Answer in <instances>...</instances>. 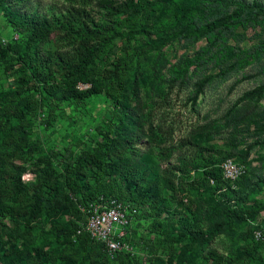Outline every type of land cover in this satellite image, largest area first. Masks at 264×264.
I'll use <instances>...</instances> for the list:
<instances>
[{
  "label": "trees",
  "instance_id": "obj_1",
  "mask_svg": "<svg viewBox=\"0 0 264 264\" xmlns=\"http://www.w3.org/2000/svg\"><path fill=\"white\" fill-rule=\"evenodd\" d=\"M65 1L63 12L47 17L0 0L13 32L0 38V264H188L190 258L193 264H264V239L255 236L264 237V216L258 219L264 195L253 197L264 190V178L244 193L251 186L246 157L212 154L184 136L178 139L183 153L171 161L181 124L172 112L173 87L193 85L195 100L216 78L263 58L264 2L122 0L95 10V0ZM147 38L156 46L203 40L173 65L168 91L142 48ZM46 42L52 48L43 49ZM201 67L211 71L193 80ZM93 97L111 106L93 134L67 135L60 146L33 135V124L50 126L61 105L77 107ZM246 97L264 98V81ZM143 98L147 111L138 108ZM143 139L148 150L141 156ZM227 158L243 166L234 186L217 164ZM26 172L31 181L22 179ZM198 196L208 199L205 208ZM112 200L135 210L124 235L115 236L133 252L113 257L83 228L94 204ZM140 217L154 241L138 234ZM221 233L232 242L225 256L206 249ZM144 246L146 256L139 252Z\"/></svg>",
  "mask_w": 264,
  "mask_h": 264
},
{
  "label": "rangeland",
  "instance_id": "obj_2",
  "mask_svg": "<svg viewBox=\"0 0 264 264\" xmlns=\"http://www.w3.org/2000/svg\"><path fill=\"white\" fill-rule=\"evenodd\" d=\"M119 1L122 0H95L93 6L95 10H100L101 5ZM261 1L264 2V0ZM23 2L24 4L21 5L19 1L15 3V0H10L12 5L23 7L22 11H36L47 17L54 13L63 12L68 6L65 0H23ZM98 16L102 17V14H98ZM12 33L11 27L1 13L0 38H10ZM155 37L156 35H153V38ZM130 40L133 42L134 38L131 37ZM151 41L147 38L142 48L144 51H148L147 54L150 57L149 59L148 56L146 58L155 66L156 80L163 82L165 90L168 91L170 90V82L173 79V65L185 52L199 48L203 44V40H199L195 44H188L183 40L162 41L158 46L151 44ZM123 42V38L116 40L118 53L122 52L120 48H122ZM52 46L51 42L41 45L43 49H50ZM204 71L209 73L211 69L206 70V68L201 67L194 74L193 80L204 74ZM10 79L11 77L5 76L2 78L3 81ZM263 81L264 57L230 73L225 78H216L205 86L195 100L192 98L193 85L179 87V89L174 86L171 92L173 99L172 112H176L177 119L181 120V124L180 128L174 133L175 144L171 161H177L183 153L179 150L178 139L188 136L205 144L212 154L215 150H222L223 153L235 151L237 156L246 157V160L249 161L247 166L250 171L249 181L251 186L247 185V188L245 187L243 191L247 194L258 187V184L264 178V98L251 100L246 97V94ZM79 86L80 88L88 87L87 84H79ZM109 106L106 100L99 97H93L85 104H80L77 107L70 104L61 105L57 108L56 118L50 126L46 127L45 124L36 121L33 124L32 133L34 136L45 139L48 144L56 143L60 146L61 139L67 135L73 137L93 134L94 127L104 120V116L111 107ZM134 107H137V103L134 104ZM149 107L148 100L144 98L138 106L143 111H147ZM169 116L172 118L171 114ZM160 117L161 112L158 111L155 116V124L160 122ZM147 150L148 147L143 139L140 149L141 156ZM220 163L221 161L217 164ZM191 174L195 175V172L191 171ZM22 179L31 181L33 174L26 172L23 174ZM263 193V189L260 192H254L253 197L261 198L264 195ZM197 200L198 206L206 207V201H208L206 197L198 196ZM263 216L264 210L259 214L258 219ZM141 219V217L137 219L138 234L148 235L154 241V234L148 233V222ZM231 244L228 235L221 233L213 238L206 249H215L222 256H225ZM175 245L173 244V247ZM145 247L147 246L142 248ZM139 250L143 256L147 255V248L144 250L139 248ZM166 250L162 254L165 261L168 259ZM193 262V259L190 258L188 264H193Z\"/></svg>",
  "mask_w": 264,
  "mask_h": 264
},
{
  "label": "built area",
  "instance_id": "obj_3",
  "mask_svg": "<svg viewBox=\"0 0 264 264\" xmlns=\"http://www.w3.org/2000/svg\"><path fill=\"white\" fill-rule=\"evenodd\" d=\"M16 37L15 34L13 38ZM220 167L223 177L233 186L243 173V166L235 162L233 158L223 160ZM130 212H135V210H129L116 200H112L106 205L94 204L87 212L83 228L93 240L104 244L106 252L111 257L120 251L133 252V247L130 244L115 238V236L124 235L123 226L130 220ZM255 236L264 239L259 232H256Z\"/></svg>",
  "mask_w": 264,
  "mask_h": 264
}]
</instances>
